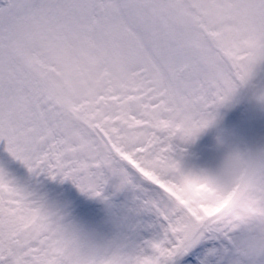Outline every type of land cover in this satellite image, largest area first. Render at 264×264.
Wrapping results in <instances>:
<instances>
[{
    "label": "snow or ice",
    "instance_id": "snow-or-ice-1",
    "mask_svg": "<svg viewBox=\"0 0 264 264\" xmlns=\"http://www.w3.org/2000/svg\"><path fill=\"white\" fill-rule=\"evenodd\" d=\"M260 65L264 0H0V264H197L206 245H194L230 231L223 203L195 202L172 179L174 141ZM40 175L94 196L110 180L130 186L158 231L93 243L29 190ZM229 259L214 247L199 264Z\"/></svg>",
    "mask_w": 264,
    "mask_h": 264
},
{
    "label": "rangeland",
    "instance_id": "rangeland-1",
    "mask_svg": "<svg viewBox=\"0 0 264 264\" xmlns=\"http://www.w3.org/2000/svg\"><path fill=\"white\" fill-rule=\"evenodd\" d=\"M259 92H264V65L257 67L248 84L239 85L230 98L215 109L218 113L215 128L199 135L190 144L184 141H174L182 149L179 156L181 166L196 168L210 165L216 156L212 144L217 130H223L237 143L264 144V105L256 99ZM243 93L253 110L254 126L250 127L247 133L244 126L242 131L240 127H236L237 114L235 111L230 113L228 110L229 104L230 107L238 108V98L240 104L242 102V107L244 106ZM246 94H251L253 103ZM244 116H247L248 121H252L250 111L245 110ZM248 125L249 122H247ZM27 184L29 190L35 196L43 198L53 210L62 216V219L66 217L63 219L65 224L93 243L138 245L158 231L159 225L155 214L139 208L138 191L130 186L117 188L115 180L106 183L98 196L81 192L71 180L67 179L53 180L40 175L28 177ZM121 191L131 193L132 196H121L119 194ZM79 219H82V222H79ZM238 240L239 236L236 232H230L227 236L220 234L211 239L204 238L194 245L197 248L206 245L201 255L194 259L199 264L204 253L215 247L223 250L231 258L227 264H235V257L241 253ZM180 259L183 261L184 257ZM249 264H264V256L250 258Z\"/></svg>",
    "mask_w": 264,
    "mask_h": 264
},
{
    "label": "clouds",
    "instance_id": "clouds-1",
    "mask_svg": "<svg viewBox=\"0 0 264 264\" xmlns=\"http://www.w3.org/2000/svg\"><path fill=\"white\" fill-rule=\"evenodd\" d=\"M217 122L218 113L214 111L206 125L185 142H194L215 128ZM212 147L216 156L210 165L181 166L180 174L172 179L195 202L223 203L219 216L224 217L223 223L230 232L238 233L240 251L251 258L264 256V144L237 143L223 130H217ZM154 170L164 175L171 166L160 165Z\"/></svg>",
    "mask_w": 264,
    "mask_h": 264
}]
</instances>
